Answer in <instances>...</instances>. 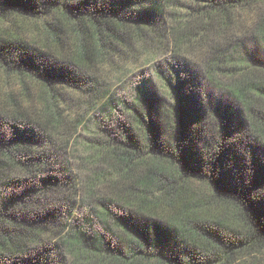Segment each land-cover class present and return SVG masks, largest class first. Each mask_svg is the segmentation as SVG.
<instances>
[{
	"label": "trees",
	"instance_id": "trees-1",
	"mask_svg": "<svg viewBox=\"0 0 264 264\" xmlns=\"http://www.w3.org/2000/svg\"><path fill=\"white\" fill-rule=\"evenodd\" d=\"M0 79V264H263L264 0H0Z\"/></svg>",
	"mask_w": 264,
	"mask_h": 264
},
{
	"label": "rangeland",
	"instance_id": "rangeland-1",
	"mask_svg": "<svg viewBox=\"0 0 264 264\" xmlns=\"http://www.w3.org/2000/svg\"><path fill=\"white\" fill-rule=\"evenodd\" d=\"M136 55L138 57L137 59L133 58V60H129L125 64V66H127L126 68H128L127 76L129 77V76L138 74L139 72H145L147 75L148 81L150 82V86H152V88L153 87L157 88L160 85V81L155 76L156 69H154L155 67L154 65L163 64V62L166 59L165 57H167V54L160 55L152 51L151 48H148V50L139 52ZM152 56H153V59H150L152 58ZM123 72L124 70L120 71L119 62L117 63V65L106 66L105 69L103 70V79L105 82L104 84L109 89H114V90L118 89L119 87H122V85L119 84V81L125 77V75L121 74ZM204 86L206 88L209 87V85H206L205 82H204ZM11 91H17V88L8 83H5L4 81L0 79V97H3L6 92H11ZM73 94L77 97L79 96V93H73ZM158 97H159L158 100H159L160 110L161 112L164 113L165 115L164 118H166L167 117L166 113L168 110V106L170 105V100L164 94L159 93ZM77 99H79V101L77 102V105H74L73 108L69 110V113L72 117L77 116L80 113L85 111V109L81 107V104L89 105L87 101L88 99H91V97L90 95H87L83 98L81 97V99L80 98H77ZM34 103L35 105H39L36 102ZM72 144H73V141H72ZM80 174L81 176L78 175L76 177V180L79 184H77L76 182L74 183V186L80 187V185L82 184V180L84 179V177L87 176V174L81 171H80ZM261 258L264 259V257H261ZM246 263H249V261ZM263 264H264V260H263Z\"/></svg>",
	"mask_w": 264,
	"mask_h": 264
}]
</instances>
